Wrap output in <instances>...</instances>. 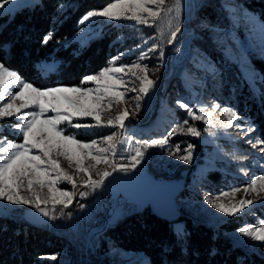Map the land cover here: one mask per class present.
I'll return each mask as SVG.
<instances>
[{"label":"rangeland","instance_id":"374dc122","mask_svg":"<svg viewBox=\"0 0 264 264\" xmlns=\"http://www.w3.org/2000/svg\"><path fill=\"white\" fill-rule=\"evenodd\" d=\"M35 1L17 0L16 3L0 11V14L11 13ZM187 2V0H181V6L177 10L173 6L175 0H165V7L170 11L162 13L151 27L129 20L110 21L104 17L91 18L89 23L80 24L76 35L63 44L67 46L73 42L80 47L85 46L91 39L98 37L106 25L130 27L133 30L130 35L119 38L121 47L115 56L119 57L116 66L134 63L147 66L148 78L155 82V86L147 95H142L139 93L140 82L133 75V72L142 75L138 69L132 71L126 69L125 73L119 74L127 82L128 103L126 105L113 103L110 110L104 111L103 117L114 118L127 108L129 114L124 121L126 130L128 131L131 125L142 124L139 130L145 132H141L138 138L134 137L133 140L129 139L128 142L123 143V148L121 145L117 146L114 157L110 153L107 154L109 159H115L118 167H127L124 161L118 160L122 158L120 156L132 157L137 147L142 148L143 145L151 144L154 140H167L162 147L157 145L144 149L143 158L131 170L154 177L161 174L165 175L166 179H184L186 194L177 201L180 214L182 212L186 218L204 222L212 228L225 222H236L239 228L229 233L228 237L234 243L264 257V243L254 241L240 231L248 227L259 228L264 221V191H261L260 184H257L255 192L250 190L246 195L243 191L246 187L250 188L253 179L258 180L259 177L264 176V143H258L261 141L259 128L253 119L238 113L236 97L241 83L250 89L253 96L259 93L255 82L257 73L253 69L251 57L254 56L264 62V26L253 14L245 13L236 0L222 1L224 17L229 20L226 27L210 25L204 21L196 22L195 12L203 5L204 0L193 2L192 17H189L190 8ZM8 8L11 11H8ZM177 27L180 30L176 34L175 42L170 46L171 33ZM82 28L86 30L81 32ZM202 40L210 42L213 50L223 56L224 63L220 65L218 59H214V56L208 55L201 48L199 42ZM142 54L145 56L143 60L140 59ZM57 64L54 60L43 61L37 67L41 74H47L55 70ZM226 69H232L233 77L228 86H224L225 76L222 75ZM236 80L238 85L234 86ZM78 86L95 87L94 84L81 85V83ZM15 89L16 86L13 85V90ZM138 95L141 98L139 111H136ZM178 101L185 102L195 115L203 116L209 122L192 119L185 109L179 107ZM20 102L15 103L19 105ZM214 104H219L221 107L213 111ZM224 107L237 112L242 119L233 121V124L241 125L244 131L235 126L226 127L228 118L222 112ZM31 110L25 109L24 112ZM53 115L55 113L51 111L45 113V116ZM156 121L164 123L163 130L152 127ZM185 121H188L187 125ZM17 122L15 117L0 120V136L22 143V134L11 127ZM73 123L95 124V121L91 117H83L74 118ZM103 123H105L104 120H102ZM248 125H251L254 130L245 134ZM178 126H183L185 131L174 132ZM188 126L195 127L200 135L188 134L186 130ZM58 128L63 129L65 135L75 134L78 140L85 143L95 140L98 142L96 147L104 148L108 146L104 143L106 136L113 133L119 136L121 133L119 127L75 129L69 127L66 122L58 125ZM189 145H191L190 149ZM71 147L75 148V146ZM37 152V149H33V154ZM189 152L190 160L179 158L188 155ZM53 158L58 160L62 169L75 177V165L70 168L68 161L63 157L54 156ZM144 158H148L149 161H143ZM93 163L86 160L83 166L89 167ZM104 170L112 171L103 163L96 165V169L91 172V178L99 180L96 172ZM212 174H215V180H211ZM55 175L52 173L50 179H55ZM74 182L75 189L66 180L56 182L59 190L76 193L72 203L63 211H61L62 205H55L53 210L54 206L51 202L45 204L43 200L49 195L48 189H40L34 185V188L42 195L40 207L47 210L49 216H44L30 204L13 205L6 200H0V215L9 218L18 217L66 239L68 249L65 254L57 255L56 259L43 258L49 264H146V259L141 254L103 248V245L109 244V240L104 238V232L122 215L131 213V207L121 206L117 208L116 215L110 217L108 205L98 203L90 195L89 187L83 186L80 178L76 177ZM24 186H27L26 179ZM234 189H240V191L233 197L231 194ZM81 192L86 194L81 197ZM224 193L229 195L225 196ZM20 195L28 196L29 193L21 191ZM241 199L251 200L253 203L231 216L220 212L208 203L212 200L228 207ZM53 216L56 218L53 219ZM171 225L176 233H183V221Z\"/></svg>","mask_w":264,"mask_h":264},{"label":"trees","instance_id":"16d2710c","mask_svg":"<svg viewBox=\"0 0 264 264\" xmlns=\"http://www.w3.org/2000/svg\"><path fill=\"white\" fill-rule=\"evenodd\" d=\"M222 1L204 0L195 12L196 22L226 27L229 20L224 17ZM110 2L112 0H36L11 13L0 14V64L38 89L80 85L83 77L105 68L120 50L119 38L133 32L130 27L111 24L85 46L73 42L67 46L63 44L76 35L79 21L88 11L101 10ZM236 2L264 26V0ZM49 33L52 39L45 44L43 38ZM199 43L208 55L218 59L220 65L224 63L223 56L213 50L209 41ZM251 59L259 93L253 96L241 83L236 93L237 110L240 115L253 119L258 125L260 140L264 141V62L254 56ZM50 60L58 63L56 69L41 74L37 65ZM224 71V86H228L233 80L232 69ZM237 85L238 81L234 86ZM156 177L166 176L159 174ZM211 177L215 180L216 176L212 174ZM185 194L186 189L178 199ZM179 221L184 222L182 234L176 233L171 224L155 218L148 210L141 214L126 213L104 232L109 244L103 248L141 254L146 264H264V257L228 237L239 228L236 222H225L212 228L204 222L186 218L182 212ZM67 249L66 239L18 217L0 215V264H49L44 257L65 254Z\"/></svg>","mask_w":264,"mask_h":264},{"label":"snow or ice","instance_id":"6c2138e0","mask_svg":"<svg viewBox=\"0 0 264 264\" xmlns=\"http://www.w3.org/2000/svg\"><path fill=\"white\" fill-rule=\"evenodd\" d=\"M16 2L17 0H0V11ZM173 6L179 10L181 0H175ZM63 7L61 5V8ZM7 10L11 11L10 8ZM167 11H170V9L165 7V0H112L101 10L88 11L79 23L85 25L90 22L91 18L104 17L110 21L129 20L136 24L151 27L161 17V14ZM85 30L82 28L81 32ZM179 30V27H177L171 33L169 43L175 39L176 32ZM50 39H52L51 33L43 38V43L47 44ZM144 58L145 56L142 54L140 59L143 60ZM117 60H119V57H113L107 67L96 74L82 78L81 85L94 84L95 87H55L46 90L38 89L31 83L24 82L18 73L0 64V120L15 117L18 122L11 125V127L17 129L23 137L22 143H16L8 140L6 136H0V200H6L13 205L30 204L44 216H49V212L40 207L42 195L40 191L34 188V185L40 189H48L49 195L43 200L45 204L51 202L54 206L53 210H55V205H62L61 211H63L72 203L76 193L74 191L59 190L56 187L57 181L66 180L75 189L74 179L78 177L82 180L84 187L95 189L100 187L104 180L112 174L107 170L97 171L96 174L99 176V180H93L91 172L96 169V165L103 163L110 167L113 172H128L134 169L140 159L143 158L144 149L157 145L162 147L167 143V140H154L151 144L143 145L142 148L137 147L135 155L131 157L130 167H118L115 159L110 160L107 155L110 153L114 157L117 144L124 143L117 134L113 133L104 138V143L108 145L107 148H104L96 147L98 142L95 140L85 143L78 140L75 134L65 135L63 129L58 128V125L66 122L69 127L75 129L106 126L119 127L123 132L125 128L124 121L129 114L127 108H124L114 118L111 116L103 117L104 111L106 109L110 110L113 103L125 105L128 103L126 99V93L129 91L126 87L127 82L119 74L125 73L126 69L128 71L138 69L142 75L136 72H133V75L140 82L139 93L142 95H147L150 89L155 86V82L148 78L147 66L134 63L117 67ZM13 85L16 86L15 90H13ZM140 98V95L136 97V111H139ZM16 101L21 102L17 105ZM178 105L180 108L185 109L192 119L204 120L205 123L209 122L205 117L195 115L185 102L178 101ZM212 107L215 111L221 106L214 104ZM25 109L32 110L24 112ZM49 111L55 113V115L45 116V113ZM222 112L228 118L226 127L242 128L241 125L233 124V121L242 119L235 110L224 107ZM83 117H91L95 124L73 123L74 118L80 119ZM102 120L105 123L102 124ZM184 123L187 125L188 121ZM186 130L188 134L200 135L195 127L188 126ZM253 130L252 126L248 125L245 134ZM175 131L184 132L185 128L178 126L174 129ZM242 131H244L243 128ZM258 143H264V141H258ZM71 146H75V148ZM190 148L191 145H189ZM33 149H37L38 152L33 154ZM54 156L63 157L68 161L70 168L75 165V177L62 169L58 160L53 158ZM179 158L190 160V152L188 155ZM86 160L94 163L89 167H84V161ZM52 173L56 174L55 179H50ZM25 179L27 180L26 187L24 186ZM258 183L261 186V191H264V176H261L258 180L253 179L251 181L250 188L243 189L245 194L247 195L250 190L255 192ZM21 191H26L29 195L22 196L20 195ZM239 191L240 189H234L231 195L234 197L235 193ZM85 194L80 193L81 197ZM223 195L227 196L229 194L224 193ZM208 203L220 212L231 216L241 212L253 202L241 199L238 203L231 204L228 207L212 200H209ZM52 218L55 219L56 217L53 216ZM240 231L243 235L251 237L252 240L264 243V221L261 222L259 228L248 227ZM50 258L56 259L55 256Z\"/></svg>","mask_w":264,"mask_h":264},{"label":"water","instance_id":"95a60500","mask_svg":"<svg viewBox=\"0 0 264 264\" xmlns=\"http://www.w3.org/2000/svg\"><path fill=\"white\" fill-rule=\"evenodd\" d=\"M194 3L191 0L189 17H192ZM177 34V32H176ZM176 40H172L171 45ZM100 187H89L90 195L100 204L109 206L108 215L121 206L131 207V214L148 210L152 216L169 224L179 221L178 198L185 190V180L156 178L135 171H111ZM105 225H108L106 220Z\"/></svg>","mask_w":264,"mask_h":264},{"label":"bare ground","instance_id":"6f19581e","mask_svg":"<svg viewBox=\"0 0 264 264\" xmlns=\"http://www.w3.org/2000/svg\"><path fill=\"white\" fill-rule=\"evenodd\" d=\"M188 2H187V4H188V6H189V8H190V2H191V0H187ZM194 3H195V0H192ZM141 125L142 124H134V125H131V129L129 128V130L127 131L126 129L124 130V134H123V132H121L120 133V135L118 136L119 137V139H123V141H124V143L125 142H128L129 141V139H134V137H136V138H138V135L139 134H141V132H145V131H143V130H139V128L141 127ZM152 127H155V128H161V130H163L164 129V123L162 122V121H156L155 123H154V125H152ZM133 128H134V130H133ZM132 130H133V132H132ZM159 131V130H158ZM130 143V142H129ZM120 145H122V144H117V146L119 147ZM117 147V148H118ZM119 157V156H118ZM117 157V158H118ZM120 157H123V156H120ZM114 214H113V216L114 215H116V213H117V209L113 212ZM111 217V216H110ZM178 227V226H177Z\"/></svg>","mask_w":264,"mask_h":264},{"label":"built area","instance_id":"2783aa9c","mask_svg":"<svg viewBox=\"0 0 264 264\" xmlns=\"http://www.w3.org/2000/svg\"><path fill=\"white\" fill-rule=\"evenodd\" d=\"M125 129H126V128H124V130H125ZM124 130H123V134H124ZM122 141H123V139H122ZM121 148H123V143H122V145H121ZM118 160L124 161V162H125V165L128 167V165H130V162H131V156L123 155V157H122V158H118ZM143 161L148 162L149 159H148V158H144ZM123 167H124V166H123Z\"/></svg>","mask_w":264,"mask_h":264}]
</instances>
